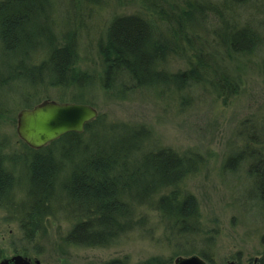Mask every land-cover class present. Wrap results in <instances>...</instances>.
<instances>
[{"label": "rangeland", "instance_id": "obj_1", "mask_svg": "<svg viewBox=\"0 0 264 264\" xmlns=\"http://www.w3.org/2000/svg\"><path fill=\"white\" fill-rule=\"evenodd\" d=\"M166 1L165 6L157 4L168 14L166 21L155 23L157 30L166 27L168 32L174 28L177 31L179 21L176 16L181 10L194 7V15L198 22L200 20L194 30L198 41L193 40V46H190L186 40L180 42L183 40L180 37L179 45L188 51L194 47L201 53L198 42L204 43L203 50L210 57H207L209 65L202 68L201 75L211 82H188L174 94L169 93L170 89L161 91L162 86L156 85L117 96L107 92L97 77L100 73L97 40L116 17L132 13L148 16L152 6L143 10L140 0H47L48 14L61 33L73 28L72 23L77 20L76 65L95 75L97 81L82 90L68 80L66 85L53 86L51 80L36 84L14 76L0 86V157L7 171L15 177L5 195L0 196H5L0 200V261L18 254L30 257L32 264H102L124 256L129 264L150 260L146 263L167 264L177 256L192 254H177L179 248L175 245L184 240L191 242L192 247L186 248H194V254L203 251L208 255L210 260L206 261L209 264H256L262 256L264 249L260 240L264 235V208L255 198L251 199L255 197L250 191L253 174L248 169L251 159L245 155L233 169L225 165L231 154L251 152L248 149L254 150L264 164V0ZM189 3H192L191 8ZM68 9L73 10L69 15L73 20L67 19ZM249 17L261 25L256 30L262 36L251 52L237 51L229 58L226 46L221 44L220 37L225 34L220 37L217 34L231 26L235 29L248 25ZM186 28L185 25L182 32L186 33L189 29ZM43 47L38 49L37 46V50L29 54L30 64L38 65L46 58ZM181 54L185 57L183 52L169 51L168 56L161 57L153 65L154 71L166 74L186 69L188 62ZM215 70H220L216 79L220 73H228L232 84L235 83V90L213 85L214 77L210 73H216ZM30 88L31 93L28 92ZM43 99L58 102L86 100L97 109L100 122L106 127L121 123L143 125L149 130L141 143L145 149L155 153L169 148L187 160V165L193 163L190 173L179 183L178 197L183 199L184 193L195 196L198 231L194 229L195 233L182 234L167 226L165 229V222L160 221L158 210L152 206L154 200L170 190L162 188L148 201L130 196L131 200L125 202L133 208V220L141 222H136L126 233H117L105 245H75L66 239L76 218L62 197L48 209L52 214L42 215V225L34 237H28L30 228L26 229L25 212L19 206L26 197V167L17 165L12 170L10 164L13 163L10 162L28 157L15 128L18 110L32 108ZM46 148L45 153L49 151V147ZM128 153L133 155V152ZM65 170L67 175L70 169ZM9 195L13 200L11 205L15 204L12 208L4 205ZM25 209L29 211L26 206Z\"/></svg>", "mask_w": 264, "mask_h": 264}, {"label": "trees", "instance_id": "obj_2", "mask_svg": "<svg viewBox=\"0 0 264 264\" xmlns=\"http://www.w3.org/2000/svg\"><path fill=\"white\" fill-rule=\"evenodd\" d=\"M46 2L47 0H0V86L17 76L36 84L51 80L53 86L66 85L68 80L85 90L97 80L95 75L78 69L79 66L76 65L78 22L75 20L71 26L73 28L61 33L51 21L48 14L50 5ZM166 2L168 1L140 0L143 10L152 6L148 16L139 13L118 16L109 23L106 31L97 40L96 51L100 59V73L97 77L107 92H114L118 96L129 90L135 93L136 89L161 85V91L170 89L169 93L174 94L188 82H211L201 75L202 68L206 69L207 57H210L203 50L204 43L198 42L201 53L194 47L188 51L179 45L180 37L183 39L180 42L186 40L190 46H193V40L198 41L194 30H197L199 24H196L200 20L198 22L194 15L192 3H189L192 10L183 9L176 16L179 21L177 31L174 28L168 32L166 27H160L161 31L155 25L167 19V12L159 9L157 5H164ZM67 12V19L73 20L69 17L73 10L71 12L68 9ZM248 21V25L235 28L237 30L231 26L226 28L227 31H219L217 34L219 37L222 33L225 34L220 38L223 42L221 44L226 46L229 58L237 51L249 53L257 46L262 35L259 36L256 29L261 25L256 20L252 21V17ZM255 24L258 25L255 27ZM185 25L189 28L187 34L182 32ZM37 46L38 49L45 46L43 48L46 58L40 64L33 65L29 62V54L37 50ZM169 51L183 52L185 57L182 54L181 56L188 62L187 68L166 74L155 72L153 65L161 57L168 56ZM202 52L204 56L201 55ZM215 71L216 73H210L214 77L213 85L235 90V83L232 84L228 73H220L216 79L217 71L220 70ZM31 91L30 88L28 92ZM100 121V116H97L85 125L82 133L69 132L49 143L46 146L49 151L46 153L43 152L46 147L37 150L24 144L28 157L10 162L13 163L10 164L12 170L17 165L26 167V197L19 206L25 212L28 223L26 229L30 228L28 237H34L42 225V215L49 216L51 211L48 209L56 203L55 200L62 197L64 204L68 210L74 212L73 216L76 218L66 239L75 245H105L117 233H126L136 222H141L133 220V208L125 201L131 200L133 196L144 201L150 200L152 194L162 188L170 190L154 200L152 206L158 210L160 221L165 222V229L167 226L169 230H177L182 234L198 231L195 225L198 218L195 196L184 193L183 199L178 197L179 183L190 173L193 163L187 165V160L178 157L169 148L155 153L145 149L141 143L149 130L143 125L121 123L106 127ZM253 151L251 149L246 154H231L225 166L233 169L239 159L248 155L249 160L251 159L248 170L253 174L250 191L255 194L251 199L255 198L264 208V164L262 165L261 159ZM128 152H133V155ZM65 169H70L67 175ZM14 178L0 157V196L5 195ZM10 196L8 201L6 199L8 203L5 201L4 205L12 208L15 204L11 205L13 200ZM4 197H0V200ZM260 241L264 249V235ZM175 246L179 248L177 254L195 252L194 248H186L192 247L190 241L184 240ZM199 254L207 261L210 260L203 251H199ZM261 254L256 264H264V251ZM146 262L148 261L139 264H147ZM102 264L129 263L124 256Z\"/></svg>", "mask_w": 264, "mask_h": 264}, {"label": "water", "instance_id": "obj_3", "mask_svg": "<svg viewBox=\"0 0 264 264\" xmlns=\"http://www.w3.org/2000/svg\"><path fill=\"white\" fill-rule=\"evenodd\" d=\"M96 115L97 109L90 105L45 100L19 112V137L28 145L39 148L65 132H81L85 122ZM0 264H32V261L22 255H14L1 260ZM171 264L207 263L198 255H189L177 256Z\"/></svg>", "mask_w": 264, "mask_h": 264}, {"label": "bare ground", "instance_id": "obj_4", "mask_svg": "<svg viewBox=\"0 0 264 264\" xmlns=\"http://www.w3.org/2000/svg\"><path fill=\"white\" fill-rule=\"evenodd\" d=\"M8 76L10 77V75H8ZM11 81H12V80H11ZM45 100H50V99H43V100H41L39 103H41V102H43V101H45ZM52 100H53V99H52ZM50 101H51V100H50ZM74 103H80V104L90 105V104H89L88 102H86V101L74 102ZM37 104H38V103H37ZM90 106H92V105H90ZM23 109H27V108H21V109H19L18 112H17V116H16V126H15V128H16V132H17L18 135H19V133H18V114H19V112H20L21 110H23ZM97 116H98V113H97V115H96L93 119H95ZM93 119H91L90 121H92ZM90 121L85 122L84 127H85V125H86L87 123H89ZM84 127H83V130H82L81 132L73 131V130L68 131V132H65V133L61 134L60 136H58L57 138L51 140L50 142L44 144L43 146H41V147H39V148L32 147V146L28 145L25 141H23V143L26 144V145H28V146L31 147L32 149H37V150H39V149L45 147L46 145H48L49 143H51V142H53V141L59 139L60 137H62V136L65 135L66 133H69V132L82 133V132L84 131ZM248 150H251V149H248ZM260 161H262V160H260ZM72 214H73V213H72ZM68 232H69V231H68ZM67 234H68V233H67ZM15 255H18V254H15ZM190 255H198V254H194V253H192V254H190ZM199 255H200V254H199ZM199 255H198V256H199ZM12 256H14V255H12ZM24 257H27V256H24ZM199 257H201V258H202L207 264H209L203 256L200 255ZM27 258L30 259V257H27ZM170 264H171V263H170Z\"/></svg>", "mask_w": 264, "mask_h": 264}]
</instances>
